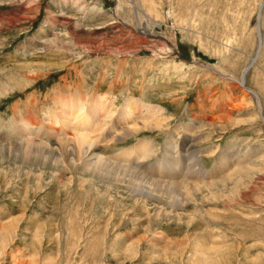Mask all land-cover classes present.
<instances>
[{
  "label": "rangeland",
  "instance_id": "rangeland-1",
  "mask_svg": "<svg viewBox=\"0 0 264 264\" xmlns=\"http://www.w3.org/2000/svg\"><path fill=\"white\" fill-rule=\"evenodd\" d=\"M67 105L92 124L65 130L103 147L139 124L109 159L143 143L150 166L186 165L194 138L206 179L180 210L127 192L101 208L69 181L38 199L0 159V264H264V0H0V136L29 116L57 129Z\"/></svg>",
  "mask_w": 264,
  "mask_h": 264
},
{
  "label": "bare ground",
  "instance_id": "bare-ground-1",
  "mask_svg": "<svg viewBox=\"0 0 264 264\" xmlns=\"http://www.w3.org/2000/svg\"><path fill=\"white\" fill-rule=\"evenodd\" d=\"M137 14H139V12ZM140 16L141 14L139 17ZM29 67L31 66L29 65ZM56 104L57 106L60 105L59 102H56ZM90 107L93 108L92 111H97L99 115L103 114L102 109L96 107L94 104L93 106L90 105ZM64 112L68 114L64 115L62 111L60 116L53 117V120L58 121L57 123L60 125L57 129L54 128L51 120L47 122L48 125H42V128H39V131H37L38 129H35L36 125L33 124L34 119L32 116H29L17 120L14 124L13 127H15L17 134L15 139L12 140L13 143H7L10 140H6V137L0 136L1 161L2 159L5 162L13 160L19 164L23 171L28 170L29 176L37 177V186L34 187V192L38 199L41 197L43 191V200H48L52 196L53 190H57L55 185H58V188L62 186L63 190L65 182L69 181V184H74L76 188L72 196L76 202L79 200V195L83 194L82 196L91 199V201L92 198H97L101 208H108L113 206L116 202L121 203L123 200L122 193L127 192L133 198H137V201L143 204V208L146 202L151 200L155 202H164L175 211L182 209L187 204L182 197L183 195H180L181 188L188 185L191 186V189H198L200 185L193 182L198 181L197 179H206L203 172L198 169L201 163L197 161L196 152L193 150L194 138L192 141H188L191 140V138H188L186 139V143H184L185 146L183 149L185 151H183V156L186 157V165H182V162L177 160V164H174V166H171L169 169L166 167L170 165H164L162 161L150 166L148 159L151 151L143 143H140L134 148L124 150L119 155L117 154V158L113 160L109 159V154H112L111 152L109 153V151L114 150L117 145L134 136L136 132L139 131V124L136 125L133 123V125H128L127 128L114 129L117 131H112L113 133H111L110 138L108 136L105 139L106 147H103L100 144V139L103 136L100 137L96 134L97 129L94 133L90 130L92 132L91 134H89V131L87 133L85 130L86 133L80 134L79 131L77 135L71 136L70 133H68L69 131H66L67 129L74 130L70 128V120L76 119L78 121V126L75 127L76 129L79 126L87 125L86 127H89L92 121L91 119L88 121L84 120L80 123L79 120L81 115L76 116L74 119L72 108L69 107V105H67V109ZM160 122L161 121L155 123L157 128H160ZM146 123H148V125L151 124L149 122ZM109 131L110 130H108V133ZM168 151L174 157L173 159L176 160L179 155L177 146L175 147L172 144ZM133 153L135 154L134 162L129 161V159L132 160ZM131 156L132 158H130ZM224 160H226V158H224ZM145 169L149 170L150 177L145 175ZM161 173L168 174V176L162 177ZM182 177H185V182L178 181ZM47 179L50 183L48 182V185H41V180ZM94 193L95 195H93ZM60 199H62V194L59 195V197L56 195L57 203ZM105 209L106 208H104V210Z\"/></svg>",
  "mask_w": 264,
  "mask_h": 264
}]
</instances>
